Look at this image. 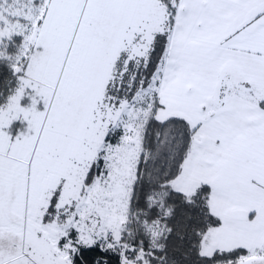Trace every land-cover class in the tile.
Here are the masks:
<instances>
[{
  "label": "snow or ice",
  "instance_id": "snow-or-ice-1",
  "mask_svg": "<svg viewBox=\"0 0 264 264\" xmlns=\"http://www.w3.org/2000/svg\"><path fill=\"white\" fill-rule=\"evenodd\" d=\"M0 264H264V0H0Z\"/></svg>",
  "mask_w": 264,
  "mask_h": 264
}]
</instances>
